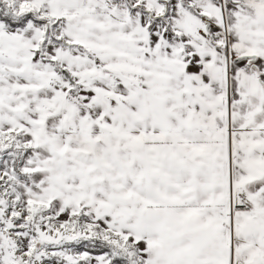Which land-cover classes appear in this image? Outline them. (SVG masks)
<instances>
[{"label": "snow or ice", "instance_id": "6c2138e0", "mask_svg": "<svg viewBox=\"0 0 264 264\" xmlns=\"http://www.w3.org/2000/svg\"><path fill=\"white\" fill-rule=\"evenodd\" d=\"M0 264H264V0H0Z\"/></svg>", "mask_w": 264, "mask_h": 264}]
</instances>
